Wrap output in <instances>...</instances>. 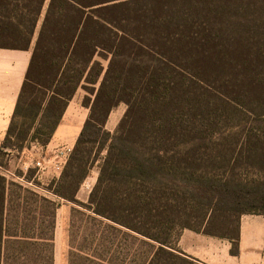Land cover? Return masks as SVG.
Here are the masks:
<instances>
[{"label": "trees", "instance_id": "trees-1", "mask_svg": "<svg viewBox=\"0 0 264 264\" xmlns=\"http://www.w3.org/2000/svg\"><path fill=\"white\" fill-rule=\"evenodd\" d=\"M0 48L33 49L0 167L33 143L47 148L84 89L90 113L53 195L149 246L136 254L142 264H201L178 247L184 230L229 240L240 255L242 218L264 216V183L198 171L210 149L224 150L223 127L244 139L222 162L264 168V0H0ZM59 208L0 170V264H55Z\"/></svg>", "mask_w": 264, "mask_h": 264}, {"label": "rangeland", "instance_id": "rangeland-1", "mask_svg": "<svg viewBox=\"0 0 264 264\" xmlns=\"http://www.w3.org/2000/svg\"><path fill=\"white\" fill-rule=\"evenodd\" d=\"M86 95L87 92L84 89H80L69 106L75 108L80 102L84 101ZM126 109L125 105H121L111 113L106 125V128L110 132H115L126 113ZM83 118L84 115L79 112L77 119L82 120ZM223 130L219 133L220 136L218 138L219 141H225L219 146L224 148V150L220 152L218 148L210 149L209 153L205 154L210 162L202 166L198 173L246 182L252 185L263 184L264 168L261 169L258 162L248 164L246 163L247 160L243 158L238 166L232 168L227 167V164L222 162L221 159L225 158L223 156L229 154L226 152V149L235 147L244 139V136H235L224 127ZM52 148L53 146L43 148L33 143L31 151H28V154L31 153L28 159L25 158L22 162L16 160L13 163L9 161L7 169L16 173L17 176L33 181L38 186L36 190L39 194L54 199L60 204L54 236L55 264H142L144 258H139L136 254H150L151 248L149 246L130 238L125 234L127 230L116 225L114 222L105 218H99L91 210L59 199L53 195L52 190H50L55 182L52 173L44 174L42 180L38 181L36 178L37 170L33 167L34 163L43 156L49 155ZM102 155L104 156L105 153ZM228 157L230 158V155ZM4 162L7 163L6 160ZM101 164V159L95 162L89 176L83 182L78 193V199L79 196L83 198L82 200L79 199L80 202L85 204L89 202L90 195L100 176ZM205 208L207 207L204 205L194 204L197 214H206ZM195 224L199 225V223ZM216 228L226 230L222 224H216ZM79 251H82L84 254L77 253ZM71 252H75V256L72 257Z\"/></svg>", "mask_w": 264, "mask_h": 264}, {"label": "crops", "instance_id": "crops-1", "mask_svg": "<svg viewBox=\"0 0 264 264\" xmlns=\"http://www.w3.org/2000/svg\"><path fill=\"white\" fill-rule=\"evenodd\" d=\"M32 53L33 49L0 48V150L14 116ZM79 112L84 115L82 120L77 119ZM89 113L90 109L86 108L83 102L75 108L69 106L63 122L47 148L58 143L75 146ZM29 154L19 157L13 155L10 163L16 160L22 162L25 158L28 159ZM79 199L83 198L79 196ZM178 247L201 264H264V216L246 215L242 218V253L239 256L232 255V244L229 240L190 230L182 232Z\"/></svg>", "mask_w": 264, "mask_h": 264}, {"label": "built area", "instance_id": "built-area-1", "mask_svg": "<svg viewBox=\"0 0 264 264\" xmlns=\"http://www.w3.org/2000/svg\"><path fill=\"white\" fill-rule=\"evenodd\" d=\"M73 152L74 146L69 143H58L54 145L49 155L43 156L34 163L33 167L37 170L36 178L38 181H41L42 176L46 173H52L53 179L58 181L65 171ZM0 170L9 180L15 181L27 188L37 191L36 189L38 186L33 181L17 176L16 173L9 169L0 167Z\"/></svg>", "mask_w": 264, "mask_h": 264}]
</instances>
